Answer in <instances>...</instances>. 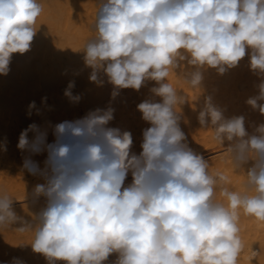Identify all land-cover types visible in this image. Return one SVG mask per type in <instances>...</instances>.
Returning a JSON list of instances; mask_svg holds the SVG:
<instances>
[{
	"label": "clouds",
	"instance_id": "1",
	"mask_svg": "<svg viewBox=\"0 0 264 264\" xmlns=\"http://www.w3.org/2000/svg\"><path fill=\"white\" fill-rule=\"evenodd\" d=\"M42 11L39 0H0V75L8 74L14 53L29 51ZM95 30L83 49L91 82L102 86V72L114 86L113 99L147 80L158 85L150 91L161 102L137 105L150 125L142 130L141 151H132L130 131L110 126L111 104L56 124L52 143L46 128L29 124L17 148L26 153L23 169L44 181L32 195L45 204L30 222L0 195V226L34 228L32 251L49 264H105L114 254L113 264H238L240 213L264 224V124L249 135L244 116L226 119L207 98L200 125L213 126L222 143L234 142V164L252 161L244 171L245 191L221 187L227 203L216 202V188L228 177L210 175L208 161L186 142L176 111L184 98L167 78L192 66L184 80L195 89L201 69L222 75L248 54L261 82L247 104L264 115V0H101ZM74 87L69 82L64 95L78 103ZM28 109L29 116L41 114L35 101ZM43 153L41 167L32 157ZM13 264L23 261L14 258Z\"/></svg>",
	"mask_w": 264,
	"mask_h": 264
},
{
	"label": "bare ground",
	"instance_id": "2",
	"mask_svg": "<svg viewBox=\"0 0 264 264\" xmlns=\"http://www.w3.org/2000/svg\"><path fill=\"white\" fill-rule=\"evenodd\" d=\"M39 2L43 11L36 21V35L29 51L23 54L14 53L8 74L0 75V145L6 146V151L0 148V195L10 197L14 211L30 222L35 221L36 215L45 204L43 197L36 200L32 195L35 185L44 181L39 176L29 174L22 167L26 153L17 148L22 130L29 124L36 123L47 129V142L52 143L55 139L53 127L56 124L82 118L91 110L106 108L111 104L115 112L110 126L130 131L133 137L132 151L139 154L142 130L150 125L142 119L137 105L146 99L162 101L161 97L150 91L158 86L152 80H147L138 91L131 88L121 89L115 99L111 95L114 86L102 72V86L90 81L89 76L93 70L85 63L83 49L88 41L97 36L95 20L101 0ZM192 70L195 69L186 65L170 71L167 78V82L184 98L176 111L180 115V127L185 133L186 142L195 152L204 156L208 161V172L213 175L231 168L250 167L252 161L242 167L234 164L230 148L234 142L225 140L222 143L216 139L213 126L202 127L198 120L207 98L211 97V103L223 112L226 119L242 115L245 117V128L249 135L258 134L256 128L264 124V115L258 109H252L247 100L258 95L261 77L250 69L249 55L246 54L236 67L228 69L222 75L216 69H201L203 80L195 89L184 80L185 73ZM73 81V95L81 96L78 103L71 102L64 95L69 82ZM44 97H47L46 103H42ZM32 101L41 110L40 115L35 110L28 115V106ZM31 136L29 133V138ZM46 155H35L32 159L43 167ZM131 179L129 174L126 184ZM245 184V177H228L227 184L216 188L214 199L226 204L225 198L220 194L221 187L244 192ZM20 226L19 223L0 226V264H13L14 258L23 261V264H49L43 255L32 251L34 228L15 233L14 229L17 230ZM239 228L243 249L238 264H264V238H260L264 232V224L241 212ZM22 236L26 238L25 244L19 241ZM115 259L114 254L105 264H113ZM55 264L65 262L56 261Z\"/></svg>",
	"mask_w": 264,
	"mask_h": 264
},
{
	"label": "rangeland",
	"instance_id": "3",
	"mask_svg": "<svg viewBox=\"0 0 264 264\" xmlns=\"http://www.w3.org/2000/svg\"><path fill=\"white\" fill-rule=\"evenodd\" d=\"M249 166H247V167H242L241 169L240 168H231V169H229V170H226L225 172H223V174L224 175H226V176H228V177H232V176H235L236 175V178H239V179H241V178H244L245 177V172L244 171H246V169L248 168ZM238 171V172H237ZM240 171V172H239ZM210 175H213V173H209ZM233 174V175H232ZM213 176H215V175H213ZM15 231V233H16V231H18V230H16V229H14ZM21 236V235H20ZM260 238H264V232L262 233V236L260 237ZM11 239H13V238H11ZM25 240V241H24ZM19 241L22 243V244H25V242H26V238L25 237H21V238H19ZM24 241V242H23ZM262 255L264 256V252L262 253Z\"/></svg>",
	"mask_w": 264,
	"mask_h": 264
}]
</instances>
